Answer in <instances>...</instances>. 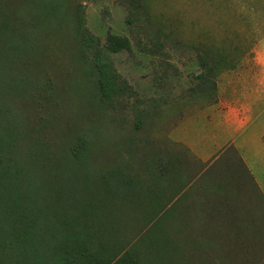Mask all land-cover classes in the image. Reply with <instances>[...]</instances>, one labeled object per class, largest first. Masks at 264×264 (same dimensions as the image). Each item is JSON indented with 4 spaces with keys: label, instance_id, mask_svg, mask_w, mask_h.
Masks as SVG:
<instances>
[{
    "label": "rangeland",
    "instance_id": "obj_1",
    "mask_svg": "<svg viewBox=\"0 0 264 264\" xmlns=\"http://www.w3.org/2000/svg\"><path fill=\"white\" fill-rule=\"evenodd\" d=\"M248 35L264 0H0V264H264L258 190L170 137Z\"/></svg>",
    "mask_w": 264,
    "mask_h": 264
},
{
    "label": "crops",
    "instance_id": "obj_2",
    "mask_svg": "<svg viewBox=\"0 0 264 264\" xmlns=\"http://www.w3.org/2000/svg\"><path fill=\"white\" fill-rule=\"evenodd\" d=\"M245 43L231 52V65L217 71L214 100L180 120L170 137L199 160L201 175L204 164L218 161L241 180L239 160L264 200V35H248Z\"/></svg>",
    "mask_w": 264,
    "mask_h": 264
},
{
    "label": "trees",
    "instance_id": "obj_3",
    "mask_svg": "<svg viewBox=\"0 0 264 264\" xmlns=\"http://www.w3.org/2000/svg\"><path fill=\"white\" fill-rule=\"evenodd\" d=\"M111 79L109 80V78L107 79V86L106 87H102V91L104 93V95H107L106 93V90H108L111 86ZM226 152H233L232 148H228L226 150ZM234 153V152H233ZM235 155V154H234ZM236 156V155H235ZM237 158V157H236ZM238 160V158H237ZM200 165H202L200 162H199ZM207 164H204L203 167H204V173H206L207 171L209 172V167L207 169H205ZM238 165H239V169L237 170V173L239 174V177H247L250 179L249 175H248V172L245 170V168L243 167L242 163L238 160ZM204 177V175H201L200 178L202 179ZM9 189L7 188V191L8 192ZM9 194V193H8ZM76 247L72 246V251H71V257H73V255L76 253L75 252V249ZM75 260V259H74ZM100 264V263H99ZM108 264H131L127 259H117V260H113L111 262H109Z\"/></svg>",
    "mask_w": 264,
    "mask_h": 264
}]
</instances>
